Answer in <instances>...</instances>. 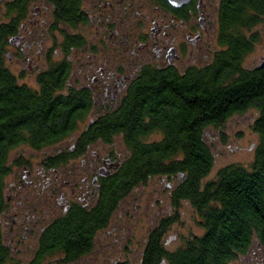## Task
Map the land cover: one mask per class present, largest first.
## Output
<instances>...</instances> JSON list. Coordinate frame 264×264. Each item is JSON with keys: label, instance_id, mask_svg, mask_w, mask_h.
Returning <instances> with one entry per match:
<instances>
[{"label": "trees", "instance_id": "obj_1", "mask_svg": "<svg viewBox=\"0 0 264 264\" xmlns=\"http://www.w3.org/2000/svg\"><path fill=\"white\" fill-rule=\"evenodd\" d=\"M262 22L264 0H225L217 39L220 50L212 62L180 75L153 67L141 70L126 96L128 107L125 104L112 123L116 128L110 134L123 135L128 156L98 216L92 213L94 220L88 223L79 213L55 221L42 233L31 264H47L51 258L72 264L90 254L96 229L106 226L109 214L134 187L156 176L177 178L173 204L190 201L203 232L169 251L164 237L171 220H162L150 232L139 264H232L254 241L264 245V66L244 64L258 41L256 33L247 32ZM61 72L48 74L37 88H30L0 60V215L6 178L12 172L11 151L21 145L40 150L63 142L81 120L78 99L83 96L74 89L66 96L68 75ZM251 109L258 113L253 130L260 138L254 161L250 167L226 166L203 184L214 166L205 130ZM153 134L160 139L148 141ZM67 159L58 154L47 161L58 167ZM8 257L0 226V264H7Z\"/></svg>", "mask_w": 264, "mask_h": 264}, {"label": "flooded vegetation", "instance_id": "obj_2", "mask_svg": "<svg viewBox=\"0 0 264 264\" xmlns=\"http://www.w3.org/2000/svg\"><path fill=\"white\" fill-rule=\"evenodd\" d=\"M224 2L0 0L4 66L30 88H37L45 76L60 69L61 76L68 75L66 96L71 89L83 96L78 99L81 120L66 139L73 144L60 153L68 159L58 167L44 162L35 178L23 166L24 174L12 186L6 184L0 226L9 253L7 264L33 263L42 233L60 218L79 213L88 223L94 220L90 217L98 216L124 154L128 156L123 135L110 132L115 131L112 123L118 111L125 104L128 107L132 82L146 67L180 75L212 62L218 52L214 47ZM210 55L209 63L200 65L202 57L208 60ZM257 66H264V55ZM23 187L40 189L45 200L30 190L24 194ZM115 212L102 230L93 233L91 253Z\"/></svg>", "mask_w": 264, "mask_h": 264}, {"label": "rangeland", "instance_id": "obj_3", "mask_svg": "<svg viewBox=\"0 0 264 264\" xmlns=\"http://www.w3.org/2000/svg\"><path fill=\"white\" fill-rule=\"evenodd\" d=\"M251 33L257 34L258 41L245 58L244 64L247 68L257 66L264 55V22L247 32L248 35ZM215 50H220V47H214ZM211 55L208 60L202 57L203 62L201 61L200 65L208 64ZM257 116V111L251 109L246 113L234 115L223 126H210L205 130L204 135L214 157V166L204 178L203 184L214 180L218 171L226 166L235 164L250 167L260 145V138L253 130ZM159 139L158 134H153L147 140L157 141ZM72 144L73 142L66 140L40 150L28 145L13 149L9 158L12 172L6 178V184L11 185L18 180L20 175L24 174L23 166H28L35 178L44 162L63 151H68ZM19 161L22 162L21 165H15ZM169 184H172V188L168 187ZM177 186V178L156 176L134 187L121 200L110 226L98 236L96 251L76 264H112L115 262L139 264L150 232L165 219L171 220L164 237V245L169 251L182 247L190 237L202 234L203 230L199 225L200 217L193 204L188 200H182L178 205L173 204L172 197ZM27 190H30L34 196H39L41 200H45V195L40 196V189L28 187L24 194ZM43 205H41V211H44ZM40 216L45 215L41 213ZM54 261L55 259L51 258L47 264H56ZM232 264H264V245L254 241L249 252Z\"/></svg>", "mask_w": 264, "mask_h": 264}, {"label": "water", "instance_id": "obj_4", "mask_svg": "<svg viewBox=\"0 0 264 264\" xmlns=\"http://www.w3.org/2000/svg\"><path fill=\"white\" fill-rule=\"evenodd\" d=\"M170 3H172V4H175V1L176 0H168ZM182 2H184V0H181Z\"/></svg>", "mask_w": 264, "mask_h": 264}]
</instances>
